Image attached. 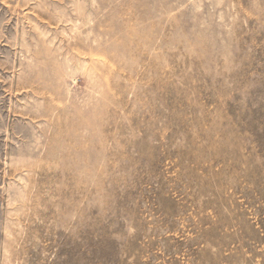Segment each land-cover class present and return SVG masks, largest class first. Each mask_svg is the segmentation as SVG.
I'll use <instances>...</instances> for the list:
<instances>
[{
  "label": "rangeland",
  "instance_id": "obj_1",
  "mask_svg": "<svg viewBox=\"0 0 264 264\" xmlns=\"http://www.w3.org/2000/svg\"><path fill=\"white\" fill-rule=\"evenodd\" d=\"M0 264H264V0H0Z\"/></svg>",
  "mask_w": 264,
  "mask_h": 264
}]
</instances>
